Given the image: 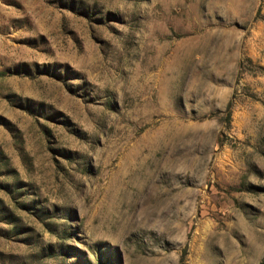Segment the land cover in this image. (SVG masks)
I'll list each match as a JSON object with an SVG mask.
<instances>
[{
  "label": "rangeland",
  "instance_id": "1",
  "mask_svg": "<svg viewBox=\"0 0 264 264\" xmlns=\"http://www.w3.org/2000/svg\"><path fill=\"white\" fill-rule=\"evenodd\" d=\"M0 264H264V0H0Z\"/></svg>",
  "mask_w": 264,
  "mask_h": 264
}]
</instances>
